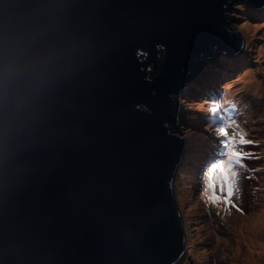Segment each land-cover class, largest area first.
I'll list each match as a JSON object with an SVG mask.
<instances>
[{"label": "water", "instance_id": "obj_1", "mask_svg": "<svg viewBox=\"0 0 264 264\" xmlns=\"http://www.w3.org/2000/svg\"><path fill=\"white\" fill-rule=\"evenodd\" d=\"M231 1L0 0V38L68 52L0 161V264L180 263L188 143L173 132L199 64L242 54Z\"/></svg>", "mask_w": 264, "mask_h": 264}, {"label": "rangeland", "instance_id": "obj_2", "mask_svg": "<svg viewBox=\"0 0 264 264\" xmlns=\"http://www.w3.org/2000/svg\"><path fill=\"white\" fill-rule=\"evenodd\" d=\"M230 4L229 27L245 40L242 54L199 64L198 74L204 72L183 91L173 132L188 143L174 181L186 234L179 264H242L249 257L248 264H264V12L244 0ZM225 137L237 143L230 197L221 193L224 162L218 161ZM256 220L258 233L247 224Z\"/></svg>", "mask_w": 264, "mask_h": 264}, {"label": "clouds", "instance_id": "obj_3", "mask_svg": "<svg viewBox=\"0 0 264 264\" xmlns=\"http://www.w3.org/2000/svg\"><path fill=\"white\" fill-rule=\"evenodd\" d=\"M38 38L37 31H10L0 38V161L5 164L29 130L36 101L68 67L62 64L68 55L63 46L41 47Z\"/></svg>", "mask_w": 264, "mask_h": 264}, {"label": "snow or ice", "instance_id": "obj_4", "mask_svg": "<svg viewBox=\"0 0 264 264\" xmlns=\"http://www.w3.org/2000/svg\"><path fill=\"white\" fill-rule=\"evenodd\" d=\"M240 144V143H239ZM237 147V143L235 140L233 141H229L227 137L224 138V141H223V145L220 149V156L218 157V161H223V165H221L220 167L223 168L224 172H223V175H224V179H225V183L223 185V188H222V195L224 194V192L226 191L227 192V195L230 197L232 195V189L227 187V185H229L230 183L233 184L234 186V181H231L230 180V176L231 177H234L236 175V173L233 171L231 173H229V169L231 168V162L233 161L234 156L232 153L233 152H236L234 151V149ZM237 153V152H236ZM225 158L227 159V161L229 163H225ZM217 161H214L213 164H216ZM235 163L236 164H240V159H236L235 160ZM212 177L209 176L208 178V181H211ZM209 188H210V185H209ZM215 199V198H214Z\"/></svg>", "mask_w": 264, "mask_h": 264}, {"label": "bare ground", "instance_id": "obj_5", "mask_svg": "<svg viewBox=\"0 0 264 264\" xmlns=\"http://www.w3.org/2000/svg\"><path fill=\"white\" fill-rule=\"evenodd\" d=\"M211 62V61H210ZM203 64V63H202ZM198 70H199V68L198 69H196L195 71H194V76L191 78V79H189V81H188V83L189 82H191V83H193L195 80H197V78L199 79L201 76H202V74H203V72H204V70L201 72V73H199L198 74ZM198 81V80H197ZM186 93H187V91H186ZM236 100V99H235ZM223 165V164H222ZM222 168V167H221ZM259 211V210H258ZM241 215V214H240ZM246 215V214H245ZM235 216V215H234ZM237 216V215H236ZM229 216H227V218H228ZM259 217H260V219L262 220V219H264V211L263 212H261V214L259 215ZM230 218V217H229ZM234 219V218H233ZM229 220V219H228ZM251 220V219H250ZM249 220V221H250ZM233 221V220H232ZM239 221V220H238ZM261 222V221H260ZM238 223V222H237ZM236 223V224H237ZM239 223H240V221H239ZM248 224V226H252V228L251 229H254V230H256V232L258 233L259 231H260V229H259V224H258V221L256 220V222H255V224L254 225H252V224H249V223H247ZM234 226V225H233ZM238 227V226H237ZM261 227V226H260ZM240 232V231H239ZM252 233H254L253 231H252ZM238 237H240L239 235H238ZM245 240L247 239V237H245L244 238ZM249 244H253V243H249ZM234 246V245H233ZM258 248H259V245H258ZM255 260V259H254ZM249 261H251V257H249V258H247V259H245V260H243V262H242V264H248V262Z\"/></svg>", "mask_w": 264, "mask_h": 264}, {"label": "trees", "instance_id": "obj_6", "mask_svg": "<svg viewBox=\"0 0 264 264\" xmlns=\"http://www.w3.org/2000/svg\"><path fill=\"white\" fill-rule=\"evenodd\" d=\"M242 5H244V4H242ZM245 6V5H244ZM246 8H252L253 10L255 9L257 12L259 11L260 13H263L264 12V8H262V9H259V8H255V7H247V6H245Z\"/></svg>", "mask_w": 264, "mask_h": 264}]
</instances>
